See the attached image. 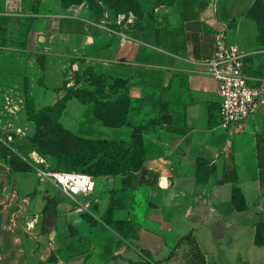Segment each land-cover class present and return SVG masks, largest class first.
Segmentation results:
<instances>
[{"label":"crops","instance_id":"obj_1","mask_svg":"<svg viewBox=\"0 0 264 264\" xmlns=\"http://www.w3.org/2000/svg\"><path fill=\"white\" fill-rule=\"evenodd\" d=\"M256 1L175 0L155 6L153 17L139 26L123 21L116 33L109 25H117L118 19L107 18L108 29H100L91 12L93 17L79 18L99 35L87 36L85 46L76 35L71 51L83 50L85 56L75 70L80 65L85 70L67 88L99 89L94 80L79 76L86 69L93 75L123 77L131 98L166 104L172 123L161 126L159 153L128 182L122 176L95 178L98 190L86 209L98 203L104 220L69 210L42 185L54 186L47 178L36 182L14 176L19 207L13 202L0 210V264H198L192 258L195 249L199 264H264V245L256 244L258 225L264 224V107L241 134L214 125L218 81L208 73L215 36L226 30L230 43L251 52L247 72L264 77V41H259L257 21L248 16ZM86 7L76 6L80 13ZM58 16L61 21L69 14ZM54 91L53 98L66 94L62 88ZM79 105L82 111L66 124L69 131L84 139L131 140L132 129L108 127L95 118L94 103L70 100L61 122ZM234 187L245 196L244 211L233 204ZM56 188L61 199L76 203ZM90 212L95 215V210ZM109 216L122 225H109ZM124 228L132 232L130 237ZM187 236L191 238L171 257Z\"/></svg>","mask_w":264,"mask_h":264},{"label":"rangeland","instance_id":"obj_2","mask_svg":"<svg viewBox=\"0 0 264 264\" xmlns=\"http://www.w3.org/2000/svg\"><path fill=\"white\" fill-rule=\"evenodd\" d=\"M59 1L0 0V210L13 202L14 208L19 207L15 196L18 189L17 184L13 183L14 176L26 175L41 182V170L80 172L95 163L92 158L97 146L63 136L54 137V130H50L52 122L49 120L35 137L36 123L28 117V111L33 113L44 106L55 104L60 98H53L54 90H66L69 82L75 80L80 72H84L83 65H80V70H75L74 66L78 61L83 63L84 52L81 50L72 53L71 45L77 41L76 35H81V39H77L85 46L87 36H97L99 30L93 32L86 29V24L79 18L88 19L94 15L98 23L107 16L108 20L118 19L119 22V15L128 17L133 13L137 18L134 25L139 26L140 21L153 17L156 3L155 0H95L91 7L87 0H83L79 4H72L70 7H75V10L70 12ZM170 1L172 0H161L159 3ZM83 4L87 7L80 13L76 6ZM68 14V17L65 16L60 21L58 15ZM109 26L115 29L114 33L118 26L121 27L120 23L116 25L115 22ZM90 43L92 40H89ZM90 70L86 69V74L79 76L85 77L87 82L94 80L103 93L102 97L111 101L102 105L100 114H105L106 120L113 124L122 125L127 121L134 127L140 126V136H143L145 130L146 161L157 155L162 126L159 101L131 98L126 79L112 74L93 75ZM118 93H123L120 96L126 98H117ZM80 106L77 110L71 107L66 113L62 123L65 128L71 117L82 111ZM39 143H44L43 150L39 148ZM15 166L29 167L31 171L24 175L16 173ZM42 185L49 188L55 199L62 201L69 210H82L80 216L85 215L96 222L97 219H105L104 215H99L98 203L87 211L77 203L61 199L55 185L48 182ZM124 196L120 190L118 197L123 200ZM115 201L113 197V203ZM82 203L93 204V197ZM91 210H95L96 217L91 214ZM122 231L126 237L131 236L129 229Z\"/></svg>","mask_w":264,"mask_h":264},{"label":"trees","instance_id":"obj_3","mask_svg":"<svg viewBox=\"0 0 264 264\" xmlns=\"http://www.w3.org/2000/svg\"><path fill=\"white\" fill-rule=\"evenodd\" d=\"M81 1L83 0H62V4L65 7H70L72 4H79ZM155 1H156L155 3L156 7L162 6V5H172L175 2V0H172L169 3L160 4L159 1L161 0H155ZM87 2L90 4L91 7H93V5L95 4V0H87ZM248 16L249 18L257 21L259 25V41L263 42L264 41V0H257L253 4V6L250 8L248 12ZM135 19L137 20V18ZM7 20L9 21V19ZM99 95H103L100 89H97L96 91L93 92L87 89H80L77 87L67 88L66 94L61 99L56 101L55 104L44 106L43 108L33 113L28 111V117L30 121H33L36 123L35 137L41 133L42 128L46 126V122L49 120L50 122H52V125H51L52 128H50V130H54V137L56 136L59 138L60 136H63L64 138H68V139H71L77 142H81L83 144H93V146L98 147L96 152L93 151L94 158H92V160H94L95 163L92 166L85 168V170L80 171V172L90 174L94 178L103 177V176H122L123 181L128 182V180L131 179V176L135 172L139 171L146 162L147 149H146V143H145V138H144L145 130H143V136H140L139 135L140 126L134 127L127 121L123 123L122 125H117V124L110 123L108 120H106L105 114L104 115L100 114L102 113V110H101L103 108L102 105L105 103H111V101L106 100L104 98H100ZM121 95H123V93ZM117 98H126V97L119 95ZM72 99H76L84 105L94 103L95 104V110H94L95 118L102 121L106 126L115 127V128L126 127V128L132 129L133 133H132L131 140L126 142V141H117V140L109 141V140L84 139L82 137L75 135L71 131H69L62 124L61 118L63 116L65 109L67 108V103ZM117 100L118 99H116V101ZM159 106H160V112H161V118H160L161 124L167 123L170 126L172 123V120H171V117L168 115L166 104L159 102ZM39 148L43 150L45 148L44 143H39ZM30 171L31 169H29V167L19 168L18 166H15V169H14V172L16 173L30 172ZM232 201L237 210L244 211L247 209L245 196L240 188L238 187L233 188ZM106 222L111 226L122 225V222H120L119 224H116L110 218V216L106 219ZM190 238L191 236L182 238L179 241V243L175 246L171 254V257L176 255L177 251L181 247V243L184 240H189ZM256 244L258 246L264 245V224L258 225L257 234H256ZM140 251L143 254H146V251L144 249H141ZM193 254L196 257H194L193 255L192 258H194L195 260H199L198 261V264H199L200 253L198 255L195 249V253L193 252Z\"/></svg>","mask_w":264,"mask_h":264},{"label":"built area","instance_id":"obj_4","mask_svg":"<svg viewBox=\"0 0 264 264\" xmlns=\"http://www.w3.org/2000/svg\"><path fill=\"white\" fill-rule=\"evenodd\" d=\"M121 24L126 20L133 24L135 16L119 15ZM108 29L106 18L96 22ZM251 52L236 43H230L226 30L215 36L214 57L208 63V73L218 81V101L212 109L211 121L233 134L246 131L249 119L264 107V77L246 70V60ZM40 176L49 179L59 190L74 200L81 208H87L82 198H92L96 192V179L87 173L73 170H41Z\"/></svg>","mask_w":264,"mask_h":264},{"label":"water","instance_id":"obj_5","mask_svg":"<svg viewBox=\"0 0 264 264\" xmlns=\"http://www.w3.org/2000/svg\"><path fill=\"white\" fill-rule=\"evenodd\" d=\"M162 184H164V182H162Z\"/></svg>","mask_w":264,"mask_h":264}]
</instances>
